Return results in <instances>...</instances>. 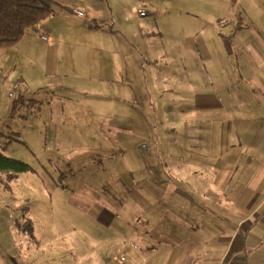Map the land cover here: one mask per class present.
<instances>
[{"label":"rangeland","instance_id":"obj_1","mask_svg":"<svg viewBox=\"0 0 264 264\" xmlns=\"http://www.w3.org/2000/svg\"><path fill=\"white\" fill-rule=\"evenodd\" d=\"M62 1L85 16L55 4L21 42L0 48V150L31 167L14 180L0 173V264H129L127 243L143 264L153 240L132 229L143 226L135 191L196 183L174 167L189 173L199 159L213 183L222 159L251 166L260 158L251 149L261 142L264 151L230 101L238 89L262 95L254 75L264 47L246 30L230 36L239 10L244 29L264 32V19L252 0ZM197 96H215L236 118L206 123ZM235 174L264 183V172Z\"/></svg>","mask_w":264,"mask_h":264},{"label":"crops","instance_id":"obj_2","mask_svg":"<svg viewBox=\"0 0 264 264\" xmlns=\"http://www.w3.org/2000/svg\"><path fill=\"white\" fill-rule=\"evenodd\" d=\"M252 2L264 19V5L258 0ZM58 4L70 13L75 8L62 0ZM243 10L247 14L246 9ZM245 30L252 32L264 47V32L255 23L251 25L247 22L240 33ZM248 38L245 35L243 43L246 48L253 50ZM256 53L255 58L264 60V54ZM207 70L210 75L212 69ZM258 71L261 74L255 73L254 79L262 95L256 92L252 95L251 92H240L238 89L233 92L235 99L230 95V101L236 103L238 118L243 124L254 122V140L264 142V69ZM197 105L198 109H204L201 114L207 117L206 123L220 125L230 123V117L236 118L233 112L225 110L215 96L214 99L197 96ZM245 107L251 111H245ZM224 110L225 115L220 114ZM214 117L219 120L214 121ZM238 131L239 134H236L241 141L239 146L245 153L250 147L249 142H245L246 131ZM262 145L260 142L251 149L254 156L260 157L256 162L254 157L252 167L240 166L246 165V162H239L237 156L235 159H222L225 164H221V167L218 164L211 167L210 174L215 177L213 183L206 180L203 167L198 165L202 162L199 159L193 165L194 170L189 173L181 166L174 167L180 180L194 179L196 183H145L140 191H135L131 207L141 210L139 220H143V226L135 223L132 229L146 233L147 243L153 240L151 246L144 247L148 260L143 264H264V183H239L241 180L235 174L264 172ZM232 180L235 183H231ZM129 244L125 246L133 256L134 249ZM131 256L129 264H134Z\"/></svg>","mask_w":264,"mask_h":264},{"label":"trees","instance_id":"obj_3","mask_svg":"<svg viewBox=\"0 0 264 264\" xmlns=\"http://www.w3.org/2000/svg\"><path fill=\"white\" fill-rule=\"evenodd\" d=\"M60 0H0V48L17 45L29 29L37 26L42 20L50 17L54 12L53 7ZM237 26L230 36L234 39L244 30V14L239 10ZM22 101V99H20ZM15 103L13 112L17 109ZM31 170V167L18 160L3 155L0 150V173L9 174V180H14L18 174ZM23 231L34 235L33 223L26 221Z\"/></svg>","mask_w":264,"mask_h":264},{"label":"built area","instance_id":"obj_4","mask_svg":"<svg viewBox=\"0 0 264 264\" xmlns=\"http://www.w3.org/2000/svg\"><path fill=\"white\" fill-rule=\"evenodd\" d=\"M73 12L75 14L79 15L80 17H84L85 16V14H84V12L82 11L81 8H76V9L73 10ZM139 13H140L141 16H144V17L146 16V11L144 9H140ZM122 260H124V258H122Z\"/></svg>","mask_w":264,"mask_h":264}]
</instances>
